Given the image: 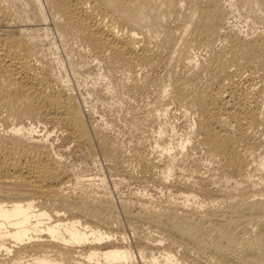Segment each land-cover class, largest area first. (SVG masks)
<instances>
[{"label": "bare ground", "instance_id": "obj_1", "mask_svg": "<svg viewBox=\"0 0 264 264\" xmlns=\"http://www.w3.org/2000/svg\"><path fill=\"white\" fill-rule=\"evenodd\" d=\"M29 1L34 18L44 21L42 0ZM45 1L57 37L78 39L83 54L130 72L117 84L135 99L151 97L145 120L158 121L160 155L141 144L120 150L104 123L88 122L69 84L44 59L54 41L47 34L38 39L0 0V264H264V155L256 167L249 157L264 142V31L250 35L231 23L234 0ZM243 2L264 21V0ZM198 49L207 50L200 64ZM173 103L194 114L183 133L182 118L179 126L173 122ZM39 123L100 151L125 179L173 181L179 197L160 205L144 196L123 201L132 242L117 229L121 212L107 192L68 191L94 185V178L67 166L50 129L37 134ZM196 150L216 165L204 171L198 163L187 174ZM228 177L236 196L210 198Z\"/></svg>", "mask_w": 264, "mask_h": 264}, {"label": "rangeland", "instance_id": "obj_2", "mask_svg": "<svg viewBox=\"0 0 264 264\" xmlns=\"http://www.w3.org/2000/svg\"><path fill=\"white\" fill-rule=\"evenodd\" d=\"M28 1L29 0H5V4L7 5V7L10 10L12 8L11 11L14 13L15 17L19 18L18 20H20V19L22 20V22H20V23L27 25V26H31L30 28H34L33 31L36 30L35 33H36V36L38 39H41V36L43 38L44 34L45 35L47 34L49 39L54 41L53 42L54 44H53V47L51 48V50L47 49V51H43L44 59H45V61H47L49 63L51 62L50 65H52V68H53L52 70H53L54 76L55 77L57 76L56 78L59 81L61 80L62 82L69 84V86L71 87L70 90L76 96V98L78 99V101L81 103V105L83 107V114H84L85 118L87 119V121L90 123H95V124H100V122L104 123L103 125L102 124L101 125L103 127L105 126L104 130L107 134H109L108 138L111 139V137H113L111 140H112V142H114L118 146V148L119 147L122 148L125 146L126 149L125 148L124 149L126 151H128V150L130 151L134 148V146L136 144H141L142 146L147 145L145 147H147V149L151 151L152 155H155V156L160 155V152H159L160 148H155V145H154L155 144L154 137L156 139V136L158 137V135H159V134H157L158 133V130H157L158 129V121H152V120H148V119L145 120L146 119V108L145 107H147L146 103H150L151 97L147 99L150 101H147V100L141 101V100L135 99V97L131 96L126 91V89L121 88L117 84L123 80L127 81L126 77L128 79H130L131 77H129V76H131V73L130 72L128 73V71L121 70V68L107 67L103 63H100L97 59L94 60V58L91 57V55L89 53L87 54V52L83 54V51H85V50H84V48L82 49V43L78 39H71V40H67V41L61 40L59 37H57V33H56L52 23H51L52 22V20H51L52 16L50 15L51 13L49 11L48 5H46L47 4L46 1L42 0L44 11L46 12V19H44V21L37 19V17L34 18V15H33L34 9L32 8L33 6L30 5V1H29V3H28ZM234 1H236V6H238V7L235 6V8H237V9L234 8L235 13L233 10L229 16L231 23L233 22L232 24H234V25L236 24V26H239V27L242 26V28L247 30L246 32H249L250 35H252V33H253V35H255L256 32H259V30L264 31V21L263 20L259 21V19L252 17L250 11L246 10V9H248V6H244L245 4H244L243 0H241V1L240 0H234ZM242 6H243V8H242ZM31 8L33 10H31ZM26 11H28V12H26ZM247 12H249V13H247ZM31 15H33V16H31ZM26 16L29 18H27ZM249 16H251V17H249ZM254 19H256V20L254 21ZM28 21H30L29 22L30 25L28 24ZM260 28H262V29H260ZM31 31H32V29H31ZM44 31H46V33ZM3 32H4V27L0 24V34ZM40 32L42 35L40 34ZM38 33H39V35H38ZM85 54H87V55H85ZM196 54L198 56L197 59L199 58L198 64H200L201 61L206 57L207 50L206 49L205 50L204 49H198L196 51ZM55 58H57V59H55ZM51 60H54V61H51ZM55 60L56 61L59 60V61L56 62ZM60 62H61V64H60ZM105 67L107 69H109L110 72ZM112 69H113V72H112ZM118 71H122L124 73V75L122 76L123 73L118 72ZM125 72L127 74H125ZM118 73H120V74H118ZM105 74H106V76H105ZM119 77H121L120 80L118 79ZM122 77H124V78H122ZM115 79H117L118 82H116ZM111 85L113 87H111ZM109 87H110V90H106V89H109ZM113 88H116V90H114ZM111 91L113 92L112 94H111ZM118 98H120L119 101H118ZM113 99H114V101H117V104H116V102L113 101ZM137 101H139V102H137ZM144 102H146V103H144ZM113 103H115V104H113ZM138 103H140V105H143V106L138 105ZM171 106L174 107L173 111L175 113L174 118H173V122L176 124V126H179L182 123V127L180 126V128H178V127L177 128L180 129V131H181L180 133H183V132H185V130H187L188 121H190L192 119V117H194V114L189 113L187 116L183 115L182 110H179L175 106L174 103ZM142 109H143V111H142ZM110 111H111V113H110ZM143 116H145L144 119H142ZM176 116H178L179 118ZM183 116H184V118H183ZM104 118H106V119L104 120ZM181 118L184 120L182 121ZM180 119H181V121H180ZM187 119H188V121H187ZM28 120L29 119H27V122H30V120L29 121ZM108 120H110V121H108ZM97 121H99V122H97ZM140 121H142V122H140ZM179 121L181 123H178ZM106 122H109V124ZM183 122H185L186 124ZM51 126L52 125L50 123L47 124V126L44 123H39L38 129L40 131H38L37 134L44 133V131H46L47 128L50 129V135H51L50 139L54 140V143L57 146V149H60V151L62 153H64L63 161L65 162V164L67 166H70V168L74 169L75 173L77 172L76 170H78V174H84L86 176V179H91V178L93 179L94 178V180H93L94 185H90V182H85L83 184L77 185L78 187L77 186L75 187L76 190H74L75 188H71L68 191H72V189H73V191L78 192V191H80L81 188H82L81 190H83V188L88 190V188L90 187L89 189L95 190L96 192L99 193V195H102L105 192H107L108 196H110V198H112L111 200L114 199L113 200L114 204L118 203L117 204L118 205L117 210H118V212H121V213H118V217H119V220L121 222L119 225L116 224L117 225L116 227H117V229H120L123 232H127L126 234H128V236H130V239L132 240V242H136V238H134L135 240L133 239V237L135 235L133 234V231H131V229L129 227L130 219L128 218L129 220H127L128 216L126 215V213H124V210L122 208L123 203L125 201L128 200L129 202H132V200L134 199L133 200V202H134L136 200H139L138 198H140V196H144V199L146 201H148L149 204H152V205H158L159 204L160 205V204L164 203L165 201H167L166 197L167 198L169 197V199L171 197L172 198L173 197H179V193H177V191H176L177 186L174 185L173 181L172 182L169 181L170 183L167 181L163 182L159 178L152 177V176H149V177L147 176V178H149V179H147L146 176H139V178L137 177L136 179H134V178L130 179V178L126 177V179H125L124 175H121V173L118 172V170L115 168L116 166L113 164L114 162L112 161L111 162L112 165H111L110 164L111 160L104 157L103 154H100L101 153L100 151H96L95 153H93L94 151H90L88 148H86L84 146H81V147L78 146L77 144L72 142L70 139H68L65 133H61L57 129H55L54 127L51 128ZM41 129L42 130L44 129V131H41ZM106 129H108V130L106 131ZM183 129H184V131L182 132ZM262 131H264V127H263ZM263 134H264V132H263ZM176 136H174V139H173V143L175 145L179 141V135L177 136V138H176ZM140 140H142V141L140 142ZM176 140H178V141H176ZM136 141H138V142L136 143ZM263 144H264V142L261 144L262 147L261 146H260V148L258 147L254 153H251L252 157L249 156L250 161L252 162L251 167H256V166H258V164L261 163V161H263V158H264V157L262 158V156L264 155V145ZM132 145H133V147H132ZM151 145H152V147H151ZM130 148H132V149H130ZM150 148H154V149L151 150ZM120 150H122V149H120ZM196 151L197 152L194 151L195 157H193V159L187 160V162H186L185 166H186L187 170L186 171L184 170V171L187 174L191 173V172L196 173L198 170L206 171L209 168L214 167V165H216L212 161H210V159L206 158L208 156H206V154L203 150H200V151L196 150ZM259 152H260V154H259ZM91 153H93V154H91ZM253 159H255V160H253ZM196 160H198L199 162ZM209 161H210V163H208ZM255 161L256 162L258 161L260 163L256 164ZM198 163L200 164V167H199L200 169H198L196 171V169L198 168L197 167ZM73 166H75V167H73ZM188 167H189V169H188ZM193 167H196V168H193ZM186 168H184V169H186ZM191 169H193V170L191 171ZM116 170L119 173V177H118V173H116ZM121 176H122V178H121ZM74 178L76 179L75 175H74ZM101 178L105 179V185L107 187L105 185L104 186L102 185V181L100 180ZM141 178H143V179H141ZM151 178H153V179H151ZM119 179H121V180H119ZM191 179H192V181L194 180V178H192V177H191ZM229 179L232 182L228 181ZM229 179L228 180L222 179L221 181L223 184L221 183V181H220L221 184L218 182L217 183L218 185L217 184L216 185L219 187L217 188V186H215L216 187L215 190L217 192L215 190H214V192L212 191L209 197L210 198H216L217 200L219 199L218 201H222L223 199L232 197L234 195L236 196V193H238V191L232 187L233 186L232 184L234 183V180H233L234 177H232V178L230 177ZM223 180H225V181L223 182ZM226 181H228L229 183ZM195 183L196 182H194V186H196V187H194V188H197L198 183H196V184ZM226 184L229 185L230 187L227 186ZM224 185H225V187H224ZM103 187L105 188V190ZM261 187L264 188V186H261ZM226 189H228V190L226 191ZM230 189H232V190H230ZM174 192L176 194H174ZM172 193H173V195H172ZM231 193H233V194H231ZM176 195H178V196H176ZM178 199L180 201H183V199H181V198H178ZM160 202H162V203H160ZM218 204H219V202L215 205V207ZM205 208L206 207H203V209H205ZM147 225L148 224H146L145 226H147ZM157 232L158 231L155 230L156 234H158ZM162 243H160V244L168 245L169 241H162ZM174 248H177L175 250L178 251L177 252L178 254H180V252H181V254H183L184 251H183V248L181 246L174 247Z\"/></svg>", "mask_w": 264, "mask_h": 264}]
</instances>
